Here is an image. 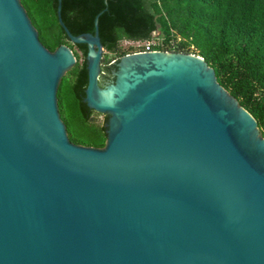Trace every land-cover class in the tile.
Masks as SVG:
<instances>
[{
	"label": "water",
	"instance_id": "95a60500",
	"mask_svg": "<svg viewBox=\"0 0 264 264\" xmlns=\"http://www.w3.org/2000/svg\"><path fill=\"white\" fill-rule=\"evenodd\" d=\"M83 101L102 147L69 140L56 90L76 62L0 0V264H264V136L199 55L126 53L99 83L98 14Z\"/></svg>",
	"mask_w": 264,
	"mask_h": 264
},
{
	"label": "trees",
	"instance_id": "16d2710c",
	"mask_svg": "<svg viewBox=\"0 0 264 264\" xmlns=\"http://www.w3.org/2000/svg\"><path fill=\"white\" fill-rule=\"evenodd\" d=\"M20 3L46 48L54 50L64 43L76 58L56 90L59 117L69 140L102 147L107 115L97 124L95 111L83 101L86 44L67 38L57 20V0ZM97 14L102 47L115 57L113 63H101L102 75L116 68L120 56L135 52L122 49L121 40L149 41L158 30L160 40L148 49L201 56L214 69L219 84L256 119L264 136V0H61V19L73 35L93 32ZM75 121L83 134L71 129Z\"/></svg>",
	"mask_w": 264,
	"mask_h": 264
},
{
	"label": "rangeland",
	"instance_id": "374dc122",
	"mask_svg": "<svg viewBox=\"0 0 264 264\" xmlns=\"http://www.w3.org/2000/svg\"><path fill=\"white\" fill-rule=\"evenodd\" d=\"M160 40V33L159 31H155L152 34V38L149 41H130L123 39L120 41V47L122 49H126L127 51H139L142 47H145L146 45L156 43ZM74 51H77V49L74 48ZM78 52V51H77ZM80 55V53L78 52ZM104 57V58H103ZM81 60V57H79V61ZM115 61L114 55L111 53H107L105 50L102 52V58L101 63L110 64ZM93 117L95 118V122L97 124H101L103 122L104 115L98 112L93 113ZM71 129L78 134H83L84 130L81 128L79 122L75 121L71 123Z\"/></svg>",
	"mask_w": 264,
	"mask_h": 264
},
{
	"label": "flooded vegetation",
	"instance_id": "af4514ba",
	"mask_svg": "<svg viewBox=\"0 0 264 264\" xmlns=\"http://www.w3.org/2000/svg\"><path fill=\"white\" fill-rule=\"evenodd\" d=\"M112 79H113V77H112L111 73H109L107 76L106 75L104 76V75L101 74L100 78H99V83L101 85H104V84H106L108 82H111Z\"/></svg>",
	"mask_w": 264,
	"mask_h": 264
},
{
	"label": "built area",
	"instance_id": "2783aa9c",
	"mask_svg": "<svg viewBox=\"0 0 264 264\" xmlns=\"http://www.w3.org/2000/svg\"><path fill=\"white\" fill-rule=\"evenodd\" d=\"M144 50H149V49H148V45L145 46V49H144ZM142 51H143V50H142Z\"/></svg>",
	"mask_w": 264,
	"mask_h": 264
}]
</instances>
